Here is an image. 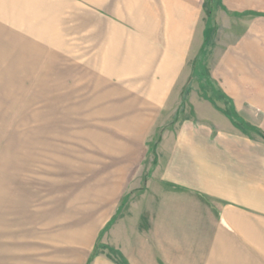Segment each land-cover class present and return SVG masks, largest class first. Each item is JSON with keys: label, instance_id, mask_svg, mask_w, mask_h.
Segmentation results:
<instances>
[{"label": "rangeland", "instance_id": "1", "mask_svg": "<svg viewBox=\"0 0 264 264\" xmlns=\"http://www.w3.org/2000/svg\"><path fill=\"white\" fill-rule=\"evenodd\" d=\"M131 2L0 0V264L113 256V233L174 197L165 173L190 123L264 135V110L235 111L212 77L264 14L201 0L196 41L163 82Z\"/></svg>", "mask_w": 264, "mask_h": 264}, {"label": "crops", "instance_id": "2", "mask_svg": "<svg viewBox=\"0 0 264 264\" xmlns=\"http://www.w3.org/2000/svg\"><path fill=\"white\" fill-rule=\"evenodd\" d=\"M220 1L231 13L264 14V0ZM123 4L127 13L132 2ZM138 7L139 27L146 37L139 44L141 56L153 54L155 69L165 82L180 73L196 41L201 0H139ZM261 18L218 59L212 72L235 111L244 103L264 110ZM222 128L212 124L196 129L190 123L181 131L177 141L186 145L174 148L165 173L172 183L164 188L175 191L174 197L166 205L150 203L152 212L138 216L140 229L113 233L109 247L115 254H94L90 264H264V143L259 134L254 139ZM180 190L191 194L182 197Z\"/></svg>", "mask_w": 264, "mask_h": 264}, {"label": "trees", "instance_id": "3", "mask_svg": "<svg viewBox=\"0 0 264 264\" xmlns=\"http://www.w3.org/2000/svg\"><path fill=\"white\" fill-rule=\"evenodd\" d=\"M231 115L233 116V117H235V118H238L237 116H236V113H234V112H232L231 111ZM241 121V120H240ZM242 122V121H241ZM243 123V122H242ZM243 127H245V128H247V129H249L248 128V126H247V124H245V123H243ZM257 134H259V135H261V136H263L264 137V135L261 133V132H259V130H255V129H253Z\"/></svg>", "mask_w": 264, "mask_h": 264}]
</instances>
